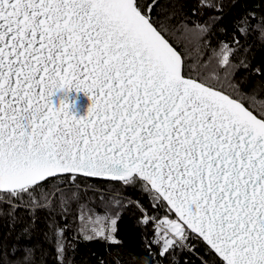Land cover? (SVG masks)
<instances>
[{"label":"snow or ice","instance_id":"obj_1","mask_svg":"<svg viewBox=\"0 0 264 264\" xmlns=\"http://www.w3.org/2000/svg\"><path fill=\"white\" fill-rule=\"evenodd\" d=\"M157 3L0 0V203L35 202V190L49 185L63 204L64 187L76 198L82 178L139 184L153 201L152 214L139 208L140 222L153 224L150 257L156 244L161 260L179 249L197 253L201 264H264V108L250 110L260 103L255 92H242L230 71L250 64H232L235 40L237 47L216 53L223 76L205 77L199 69L207 65L187 63L171 36L207 26H170L176 13L154 18ZM241 23L246 34L252 26ZM255 29L264 40V18ZM250 74L264 76V69ZM72 89L91 101L84 117L50 99ZM112 202L119 209L131 199ZM118 217L119 210L105 214L95 236L119 243ZM29 233L25 226L20 238ZM62 236L60 229L58 264ZM200 244L209 258L199 255ZM13 248L24 254L19 261ZM34 251L0 242V264H34Z\"/></svg>","mask_w":264,"mask_h":264},{"label":"trees","instance_id":"obj_2","mask_svg":"<svg viewBox=\"0 0 264 264\" xmlns=\"http://www.w3.org/2000/svg\"><path fill=\"white\" fill-rule=\"evenodd\" d=\"M152 2L142 0L145 7ZM211 2H222V8L200 7L199 0H158L153 17L158 13L164 17L175 12L176 16L169 22L170 26L179 25L181 21L186 22L189 29H195L196 24L207 26L208 31L204 33L185 32L180 28L171 36L177 49L185 54L187 63L207 65L199 69L205 77H210L213 72L223 76L216 53L224 44L237 47L235 40H239L238 50L230 59L233 65H240L241 61L249 63L250 69L238 67L230 71H234V82L239 84L242 92L249 95L255 92L260 103L253 104L250 110L260 115L264 108V76L252 75L250 71L257 67L264 69V40L261 39L260 31L255 29L261 18H264V0ZM244 18L252 26L246 34L239 31L244 25L238 24ZM207 82L215 84L212 79ZM228 91L232 94L231 89ZM244 103L249 105L248 100H244ZM79 184L76 198L72 195L75 189L64 187L66 203L63 204L59 200V193L54 196L51 194L49 185H43V191L40 188L35 190V202L24 196L23 202L0 203V242L11 246L18 241L21 247H34V264H58L57 231L62 229L66 249L64 264H201L197 253L179 249L161 260L155 255L159 251L156 244L151 245L153 255L149 256L147 246L154 236L153 224L145 226L140 222L143 213L139 208L142 206L148 214H152L153 201L150 200V194L141 190L139 184L123 187L119 182L83 178ZM114 196L130 198L131 203L118 209L112 202ZM118 210L114 234L119 243L96 237L92 230L106 225L103 220L105 214L115 215ZM25 226L30 228V233L21 239L20 233ZM85 235L93 236V239L87 240ZM12 251L17 261L24 255L14 248ZM197 251L199 255L209 258L203 244L199 245Z\"/></svg>","mask_w":264,"mask_h":264},{"label":"water","instance_id":"obj_3","mask_svg":"<svg viewBox=\"0 0 264 264\" xmlns=\"http://www.w3.org/2000/svg\"><path fill=\"white\" fill-rule=\"evenodd\" d=\"M65 98H67V101L69 103V110L72 115H75L77 118L87 115V111L91 104V101L88 99V96L85 95V93L77 92L75 89L61 90L55 92L50 99L53 104H59V102L61 100H64ZM92 179L103 180L96 178Z\"/></svg>","mask_w":264,"mask_h":264},{"label":"clouds","instance_id":"obj_4","mask_svg":"<svg viewBox=\"0 0 264 264\" xmlns=\"http://www.w3.org/2000/svg\"><path fill=\"white\" fill-rule=\"evenodd\" d=\"M63 102L66 103L67 105H69V103H68V101H67V98H65V99L63 100Z\"/></svg>","mask_w":264,"mask_h":264}]
</instances>
